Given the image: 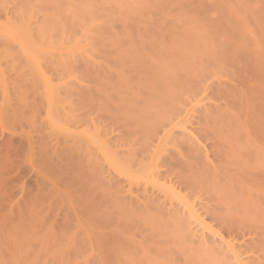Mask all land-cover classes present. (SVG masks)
<instances>
[{
	"label": "rangeland",
	"instance_id": "1",
	"mask_svg": "<svg viewBox=\"0 0 264 264\" xmlns=\"http://www.w3.org/2000/svg\"><path fill=\"white\" fill-rule=\"evenodd\" d=\"M56 1H60L61 3V0ZM2 2L0 4V264H46L45 260H48L47 263H50V254H48L49 258L47 259L46 254L48 252L43 251L41 249V245L40 248L38 247V245L35 246V244L33 243L30 245V248L28 245L27 249H23V247L26 245L25 241L28 239H35V241L41 240L40 237L45 232L49 233L50 231H52L53 234L57 232H61V234L63 232H66V234L63 235H52L51 233H49L53 237H55L58 244L62 245L61 243L64 244V242L62 241L61 237L64 236L63 239L67 241L65 236L67 237L68 234L72 233L73 236L72 238L70 237L71 239L76 236L74 238L76 244L73 241V243H71L70 245L71 249L69 250L72 251L73 249L79 248V245L77 246V244L79 243L76 242L77 240H79V238H77L80 235L79 230L81 231L80 238L85 234L83 238H81L82 241L86 240L88 243L90 242V246L89 244L87 245L89 249L92 245V249H90V251L86 250L85 252L84 247H87V245L83 246V242L81 243L79 241L81 245L80 248H83L81 249V251L83 250L82 253H79V248L77 250L79 251V257H77V255L73 256V253H75L76 251L71 252L68 250V253H65L67 254L65 255L67 257V260L64 261V264H73L72 262L74 260V264H98V256H100L99 259L102 261V259L105 258L103 257V252H108L109 250L105 251L104 249L99 248V246L96 247V243H98V241L100 242L102 240L101 237L103 236L104 241L105 236L106 239L109 240L111 236H114L115 234L116 235L112 237V239L120 237L119 239L124 241V238L126 236L130 239L132 238V241L126 239L127 242H131L130 244L134 243L135 245H139L140 247L141 245H143V255L148 257L150 259L149 261L151 262H158L156 264H172L173 262L175 264H203V260L198 263L199 261L194 258L195 252H193L196 248L199 249L198 245H201L203 243L204 246H207L206 248H208V246L213 247V245L219 247L225 255L224 258L227 257L230 264H237L238 262V264H241L242 262V264L254 263L252 258L254 259L255 255L250 251L251 243L253 242V240H255L254 236L249 235L245 232L243 233V235L245 236L242 235V232H240L239 236V232L233 233L231 232L232 230L229 231L228 229L226 231L224 227L219 225L218 222L213 219L211 213L206 212L207 207L209 208L208 205L210 204H207L206 202L203 203L202 200L199 201V198V200H197V198H195L197 195L194 196V193L190 192L187 189H184L182 186H179V184L170 187V184H175V182L177 183V180L168 173L167 174L169 177L166 176L167 174L165 173V170L167 168L166 166H164L166 164L164 163V161L166 159L170 160L172 156H174V154H177L181 151L180 148L177 147V143L183 139L186 140V137L181 135L183 133V129L178 128L175 131L173 130L174 134L172 136L161 141L160 139H162L164 136L162 130V135L159 134V136L155 138L156 141L154 139L151 141L154 143L148 141L146 142V144H142L143 146L138 145L137 142H134L133 139V141L130 139L127 142V139L122 137V130L117 128L118 126L108 124L110 122H106L105 118L104 120L101 117L99 118L98 116L100 115L97 116L99 112L97 113L96 111V113L94 114L95 109H93V113L88 112L89 108H85L87 109V111H80V108L77 104L80 97H76L74 96V94L78 91V89H82V93H84L85 91L86 95L88 94V91L90 95V89L95 90V87L96 90H103L102 87L106 89L105 87H107L108 85L102 86L100 88V84L99 87H97L98 84L95 83V81L98 79L97 81L99 82V80H102L106 75L108 76L107 78H104L105 81L106 79L110 81V79L112 78L114 80L115 77H112V75L116 74L117 76V73L119 71L123 73L122 70L117 69L119 68L118 66L116 68L115 65L112 66L113 64L108 65L111 64L109 63V61L108 63H106L107 61L105 62V60L110 59V62L114 63L115 60L113 55L109 57V55L107 56V54L109 53L106 54L103 51L105 48L107 49V47H109L107 45L109 43H106L105 47V45H103V43L105 42L102 43L100 41L101 38H109L107 36V33L110 31L115 34L116 32L119 34L122 32V30H124L123 32L126 31L128 36L130 35L131 37H133L134 35L138 36V34H140L139 36H142L141 38L143 40L147 42H156L165 38H170L171 36L180 37L188 28L199 27L204 31V36L208 39V41L211 42L219 51H225L228 45L233 44L236 41L238 46V54H240L241 51H245V54L248 52L247 56L251 55L249 57L251 60H261V58L264 57V0H125L123 6L118 8L105 5L103 0H77L71 3L68 0H62L63 5L66 6V8H70V12L66 14V16L69 18V21L67 23H59V19L55 15V10L51 9V7L49 6H46L47 0H3ZM81 9H86L87 11H85V13H82L80 11ZM54 15L56 17L54 19L56 20L53 19ZM247 29L249 30L248 34L245 32L248 31ZM241 37L242 39H244L242 40ZM99 42L102 43V46L104 48L100 46ZM107 51L108 50H106V52ZM105 54L109 58L104 56ZM257 55L259 57H257ZM262 60H264V58H262ZM68 63L71 64V67L67 65ZM105 64H107V66ZM104 65L106 68L108 66L110 67H108L110 69L108 71L110 72V74L112 71L111 75L106 71L107 69L104 68ZM205 65L206 67L202 74V78H200L201 81L199 82V84L195 85L194 88L193 85L192 90H189V92L183 96L182 100L178 104V114H180L179 116H181L178 119H180V121L181 119L185 120L183 116L185 117V115H187V112H192L190 114L191 119L189 118V120L195 122L199 117L202 116L203 112H205V109H203L202 107L207 109L209 108L210 103L211 105H218L219 103H221L218 102V100H221L222 94H219L220 92L219 90H217V87L218 85L220 86V84H223L221 86H223L225 89H231L236 93L237 100L240 102L238 103L241 104L242 107L252 104L247 101L248 99H246L248 96L250 97V95H248V91L249 89H251V87H254V90L258 89L259 93H262V95L264 96V88L261 87V89H259L260 87L257 86L259 88L256 89L255 85L258 84L256 82L252 83L253 81L250 77L253 76V74L245 70L243 62L237 65L231 64L230 66H227L228 64L225 65L221 63V66H219L214 62L208 61ZM83 67H86V70ZM114 67L117 71L114 69ZM101 68H103L104 70ZM111 68H113L114 70ZM240 68H242L243 70H241ZM225 69L227 72L225 71ZM91 70H93L94 73ZM96 70H98V73ZM83 73L87 75L85 76ZM99 73L106 75L103 77ZM96 76L98 78L95 80ZM100 76L101 78H103L100 79ZM126 76L128 77L131 75L126 74ZM208 78L210 79L207 80ZM209 86L211 87L208 88ZM64 90H66V92ZM261 90L262 92H260ZM71 92L73 96L71 95ZM77 93H81V90ZM76 95L78 96V94ZM95 95H97V93ZM262 95H260L261 99ZM92 97L93 96L91 95V98ZM199 100L202 101H200V105H195L197 103L196 101L199 102ZM194 105L197 108L195 107L193 109ZM192 109L196 112L189 111ZM83 111H86L89 114L83 120L81 119L82 122L80 120L78 122L76 115H80ZM241 115L242 114L238 116L237 114H234V116L239 119V122H241L240 124L244 125V122L247 123L249 118L247 116L241 117ZM178 119H176V121L174 120V123L172 122V125L169 124L170 126L167 124V126H169L168 128H174L173 125L178 124ZM101 120L103 122H101ZM97 121L100 122L98 123ZM76 122H78V124ZM184 127H187V131L193 132L192 127L194 126L191 127L190 123L189 125L186 123ZM262 127L264 128V126ZM167 129H165V131H167ZM116 130L120 133H117ZM185 130L186 129H184V131ZM112 131L113 134L110 135ZM249 131L252 130L249 129ZM108 135H110V137ZM158 139L162 142H160V145L163 144L162 146H160V149L162 151L160 150L159 154L155 151H159V149H154L157 145L155 143H159ZM115 141L116 143L114 144ZM124 142L126 143L124 144ZM133 143H135L136 146H134ZM74 145L76 146V150H73L77 151L78 149V152L73 153V150H71ZM116 145L120 147V149H118ZM124 145H127L128 148L124 147ZM42 147H44L45 150H42ZM150 147H154L152 148L153 150L150 149ZM136 148H140L141 150L139 149L137 152ZM68 150H70L71 152L68 153ZM128 150H131L132 152ZM134 150H136V152ZM104 151L107 153V156L105 155V157L103 155V153L105 154ZM123 151L124 153H122ZM46 152L49 154H47ZM60 152L62 154L61 158ZM65 152L68 154L72 153L71 158L74 156L75 159H70V156L68 154L66 155ZM133 153L137 155H134ZM151 153L157 154L155 156ZM57 154L59 157L57 156ZM63 155L68 156L69 159L67 158V161H65L64 158L62 161V158L65 157ZM125 156L126 158H124ZM129 156L131 157V159H133L131 160ZM148 157H150V159H148ZM105 158L107 159V161L104 160ZM75 160L77 164L78 161L80 163L82 162L78 165L84 171L85 166L88 167L87 164L91 163V161L95 162L96 160L97 164L99 162H102L98 165L95 163L97 166L93 162L92 165H95L94 167H98L99 169L101 167L102 171L104 169L102 180L104 179L105 184L106 182H108V184H110L111 182L113 183L111 184V186L109 185L107 187L110 189L112 187V192L115 189L114 192L116 195L119 191L118 195L121 198H119L118 195L116 196L113 193L111 194L116 196L114 198L118 197L117 203L122 201L121 203L123 204V206L127 205L125 208H129L128 206H131L132 204L136 205V203L140 205L138 206V208H141V204L147 203L148 205L151 202L150 205L153 204L154 206L156 204V207L159 205V207H161V210L163 209L165 213L167 212L169 213V215H176L178 213L177 216H180V219L183 218V221H181L182 223H185L184 225H186H183L182 229H186L187 227L186 231L188 230V232L186 233L190 235L188 236L185 234V237L189 238L187 240L185 238V243L188 241V244L186 243L187 247H184L185 249L182 248L183 250L181 251L179 250L182 246L180 248L177 247L178 251L177 248L174 247V251L176 253L172 252L171 254H162V257L161 252H167L166 248H163L164 244H160V238H155V240L158 241L159 239L160 241L158 244L159 246L157 247L158 249L155 247L157 244L154 243L155 241L153 242V237H151V239L149 236L152 234H150V232H152L150 231L151 226L148 228L150 232H148V229H146L147 232H145L144 229L146 228V224H144V222L142 221L135 220V223L136 221L138 222V224H141L142 222L144 224L143 226L145 227H141L137 223L136 225L139 226V228L135 225V223H131V225L134 224V230L131 225V227H129L128 225V227L126 228L124 226L122 228L118 227V225L122 223L117 218L118 216H116V218H113L116 214L112 212L114 214L112 215V217L109 214L111 213V210H115L114 205H118L117 203L113 204L114 200H112L113 202L111 203V198H107V203L105 202L102 204L105 205L110 202V204H113L111 205L113 208L109 207L111 210L108 208L106 209L109 204L105 205L106 207L101 205V207H104L101 209L106 211V213L102 212L103 210L101 211L102 214H105L102 217L104 218V216L108 214L111 218L109 216H106L105 218L109 220V222L117 220L119 221V224L116 223V226L111 223V225L106 224L107 220L105 221V218L103 219L101 217L99 220V217H96V220L94 216V221H97H95V223L93 221V218L88 217L89 215L87 216V214L89 213L82 210L87 207L85 206V204L84 206H80L81 204H78L77 199H70L72 197L75 198L74 195L76 194L79 199L80 196L78 195H81L83 193L81 184H79L78 186L77 183H75L76 186L81 188L82 193L78 187L72 189L75 185L73 182L71 183L72 179H74L76 176L78 177V175H80L81 173H84V171H79L81 173H77L78 171L76 173L74 172L75 169H72V166L73 164H75ZM70 162H72L71 168H69ZM108 163L111 164L109 165ZM66 165L68 166L65 167ZM82 165L84 166L83 168ZM92 165H89V168L86 169L87 172L93 170V168H90L92 167ZM69 170L72 171V173ZM58 171L62 175H60ZM106 171H108V173ZM73 172L75 173L74 175ZM158 172H162V175L159 176ZM62 178H65V183ZM67 178L71 179L68 183L72 184V188H70L71 185H66L67 181L69 180H67ZM170 180L171 183L169 182ZM53 181L57 182V184H55ZM57 185H59L60 188ZM56 186L59 189L68 187V190L63 189V191H66V193L63 194V191L58 190ZM75 189L80 193L78 194L76 192V194L73 195V193H75ZM55 190L62 194L61 197L57 195V198L60 197V199H62L63 201H65L67 198L68 200L70 199V202L68 203L69 205L73 204L74 207L71 206L73 209H70L71 207L69 205H66V203L64 202L63 205H66V207H64L63 205L60 206L64 207V209H61L59 205H56L61 203L56 201L57 198L55 199ZM97 191L101 192L103 191V189L99 188V190ZM67 192H69L70 194ZM103 198L99 199L100 202L98 201L99 207L101 201L105 200V198ZM119 199L121 201H119ZM35 200L39 201H37L36 203ZM75 201L77 202V204L75 203L77 206L72 203ZM125 202H127V204L124 205ZM38 203L39 207L37 205ZM186 204L187 206L190 205L187 208L191 207L194 210L196 208V212H198V215H195V213L193 214V217H191L190 214L193 213V210H189L190 208L185 209ZM135 205H132L133 207L131 208H137L135 207ZM143 205V207H145V204ZM192 205H194V207H192ZM202 206L204 207L201 208ZM29 207H35L37 209V213L40 212L38 216H41V218H44V220L46 216V219L48 221H43V219L38 216L37 218L35 215L36 209H31ZM77 207H79V209ZM117 208L118 207L116 206V209ZM42 210H44V213L41 212ZM108 210H110V212ZM116 211L117 210H115V212ZM187 211H191V213L188 212V214H186ZM13 212H15V217L13 216ZM19 212H23L22 214H28L27 217H29V215H32L31 217L33 220H29L30 218H26L28 219V222L30 221L29 223H27L26 219L24 218H21L20 220L18 216H20L21 213L19 214ZM31 212H34V214ZM48 214L49 216L47 217ZM33 215H35V217H33ZM21 216L24 217L23 215ZM119 217L121 216L119 215ZM197 217L198 219H196ZM200 218L202 219L200 220ZM23 219L25 221H22ZM34 219L36 222L34 221ZM69 219L71 220L69 221ZM13 220H15V222H13ZM39 220L43 221V223L40 224H45L41 226L40 224L38 225V223L40 222ZM79 220L81 222L84 221L83 223L85 225H82ZM198 220L205 226L201 225ZM71 221L74 222V225ZM16 222H22L20 224H23L24 227H27L31 224H37V229L34 228V231H38V233L36 234L37 236L34 235V237H31L24 233L21 234V231L20 233L15 232L13 228L16 229L17 227H13V223ZM46 222H49L47 223V226H45ZM77 222L80 224H78ZM103 222L104 224H102ZM60 225L62 226L60 227ZM75 225L77 226L76 231L74 230L76 227ZM79 225L80 227L82 226L84 228V231H82L83 228H80ZM15 226H18V224H15ZM219 226H221L222 228ZM85 227L87 230L85 229ZM87 227L91 230H89ZM99 228V231H102L101 233L97 230ZM107 228L109 231L107 230ZM127 228H129L130 230H126ZM21 229L24 230L23 228ZM94 229L97 231H95ZM114 229H116L117 233H115ZM119 229L121 230L120 232ZM142 229L145 233H143ZM16 230L18 231L19 229ZM89 231L92 234L94 233L93 236L95 237L93 238L95 240L98 239L95 242L94 240L92 241L96 245L92 244V239H90L91 237H89L92 235L88 234L90 233ZM122 231L125 233H128L130 231L129 235H132L129 236ZM96 233H100V236H97L98 234ZM118 233L121 235L117 236ZM122 233L125 236H123ZM87 235H89L88 237L90 241L87 240ZM147 235L149 237H147ZM163 237L164 239H166L168 236ZM43 238H45V236H43ZM161 239L163 240L162 237ZM165 242L166 241H164V243ZM65 243L67 244V242ZM226 244L235 247L234 251H232V247L228 248L229 245L227 246ZM94 246L96 249L94 248ZM168 246L170 247L171 245H165V247ZM72 247L74 248L72 249ZM133 247L135 248V246ZM201 247L203 246L201 245ZM193 248L195 249L192 250ZM206 248L204 247V249ZM99 249H101L100 252L102 251L103 255L100 252L99 255ZM136 250L138 251V249ZM137 251L136 253L133 251L135 255L139 253H137ZM70 252L72 253V256L69 254ZM234 252L236 254L238 253V259L236 258ZM108 254V261L106 259L107 255L105 260L109 263L110 251L108 252ZM70 257L75 258L71 259ZM96 260L98 261L95 262ZM101 261L99 262V264L101 263ZM112 261L114 264V260ZM112 261L110 262L111 264ZM52 262L54 264V261ZM52 262L50 264H52ZM56 262L55 264H59V262ZM102 262V264L106 263L104 261ZM116 263L120 264L119 262Z\"/></svg>",
	"mask_w": 264,
	"mask_h": 264
},
{
	"label": "bare ground",
	"instance_id": "2",
	"mask_svg": "<svg viewBox=\"0 0 264 264\" xmlns=\"http://www.w3.org/2000/svg\"><path fill=\"white\" fill-rule=\"evenodd\" d=\"M2 1L3 0H0V4ZM27 1H29V0H27ZM68 1H70V3H71V2H75L77 0H68ZM103 1H104V4L109 6V7L118 8V7L123 6L125 0H103ZM59 4H61V5H59ZM46 6H49V7H51V9L55 10V12H56L55 15L59 19L58 20L59 23H61V22L67 23L69 21V18L66 16V14L68 12H70V8H68V7L66 8V6L63 5L62 0H61V3H60V1L58 2L56 0H47ZM80 11L82 13H85V11H87V10L81 9ZM55 15L53 16V19L56 18ZM54 20H56V19H54ZM244 30H246V29H244ZM123 31L124 30H122V32L119 34L117 32L115 34L112 31H110L107 33V36L109 38H103V39L101 38V40H100L102 43L105 42V43H103V45H105V47H106V43H109V44H107L109 47H107V49L105 48L103 51L106 54L109 53V54H107V56L109 55V57H110L113 55V57L115 58L114 63L110 62V59L105 60V62L107 61L106 63H108V61H109V63H111V64H108V65L113 64L112 66L115 65L116 68L118 66L119 68H117V69L122 70L123 73H121V71L118 70L121 73L120 74L118 72L120 74L119 75L116 72L117 71L116 68L114 67V69L116 70L115 72L117 73V76L119 75L118 77L116 76V74H114L115 76L112 75V77H115L114 80L111 77L112 79H110V81H108L106 79V81H107L106 82L104 80V78H107L108 75L100 74V73L99 74L103 77L106 75L104 78L102 77L103 79L100 76V79L104 80L105 82L102 80H99V82H98L97 81L98 77L97 76L95 77V80L97 79L96 80L97 82L95 81V83L98 84L97 87H99V84H100V88L102 86L108 85L107 87H105L106 89H104V87H102L103 90H100V89L96 90V87L94 86L95 90L90 89V93H91L90 95H89V91L87 92L88 93L87 95H86L85 91H84V93H82V89H78V91H77V92H79L81 90V93H77V92L75 93L74 92L75 93L74 96L80 97V99H78V103H77L78 107L80 108L79 110L80 111H82V110L87 111V109H85V108H89L88 112L93 113V109H95L94 114L96 113V111H97V113L99 112L97 114V116L100 115V116H98L99 118L101 117L103 120L105 118L106 122H110L108 124H111L113 126H118L117 128L122 130L121 131L122 137L127 139L126 140L127 142H128V140L133 139L134 142L136 141L137 144L140 146L144 143L146 144V142H148V141L151 142L153 139L155 140V138L157 136H159V134L162 135V132L164 134L163 138L164 137L165 138L160 139L161 141L172 136L176 129H178V128L183 129V133L181 135L186 137V140L183 139L177 143V147L180 148L181 151L178 152L177 154H174V156H172L171 159L169 158L170 160L166 159L164 161V163H166L164 166H166V168H167L165 170V173L170 174L171 176H173V178H175L177 180V183L175 182V184L171 183V180L169 181L171 184L170 183H168V184H170V187H173V185L175 186L176 184H179V186H182L184 189H187L190 192L194 193L195 194L194 196L197 195L195 197V198H197V200L200 199L199 201L202 200L203 203L206 202L207 204H210V205H208L209 208L207 207L206 212L211 213V215L213 216V219L215 221H217L219 225L224 227V229H226V231L228 229L229 231L232 230L231 232H233V233L239 232V236H240V232H242V235L245 232V233H248L249 235L254 236L255 240H253V242L251 243V249H250L251 253H253L255 255L254 259L252 258V260L254 261V263H252V264H264V128L262 127V126H264V100H263L264 96L262 95V93L260 94L258 89H257L259 87H260L259 89H261V87L264 88V60H262V58H264V57L261 58V60H262V62H261L260 59H257L255 61L251 60L249 58L251 55L247 56L248 52L245 54V51L244 52L241 51L240 54H238L237 53L238 46H237L236 41L233 44L228 45L226 47L225 51H219L211 42L208 41V39L204 36V31L199 27L198 28H195V27L188 28L184 32V34L180 37L171 36L170 38H165V39H162V40H159L156 42H147L141 38L142 36L141 37L139 36L140 34H138V36L134 35L133 37H131L129 35L130 36V38H129L127 32L126 31L123 32ZM245 32L248 34L249 30L245 31ZM242 37H244V36H242ZM242 37H241V39H242ZM106 39H108V40H106ZM102 43L99 42L100 46L102 48H104L102 46ZM106 50H108L109 52L108 51L106 52ZM106 54L104 56H106ZM259 55H260V52H259ZM109 57H107V58H109ZM257 57H259V56L257 55ZM208 61L214 62L219 66H221V63L225 64V65L228 64L227 66H230L231 64L237 65V64H240L243 62V66H244L245 70L247 72H250L253 74V76L250 77L251 80L253 81L252 83L256 82L258 84V85L254 84L257 90H254V87H251V89H249V91H248V95H250V97L248 96L246 99H248L247 101H249V103H252V104L247 105L245 107H242V105L239 104L240 102L237 100L236 93L233 92L231 89H225L223 86H221L223 84H220V86L218 85L217 90H219V92H220L219 94H222L221 100L220 99L218 100V102H221V103H219V104L217 103L218 105H216V104L211 105V103H210L209 108H207V109L202 107L203 109H205V112H203L202 116L199 117L195 122H193V121L189 120L190 114L192 113L191 111H193V109L196 107L195 105H197V104L200 105L201 100H199V102L196 101L197 103L195 102L196 104L194 105L193 109L189 110L191 113H189V112L186 113V111H185V113L187 115H185V117L182 115L183 118H185V120L181 119V121H180V119H178L181 117V116H179L180 114H178V108H179L178 104L182 100L183 96L186 95L189 92V90H192L193 85H194L193 86V88H194L195 85L199 84V82L201 81L200 78H202V74H203L205 67H206L205 64ZM67 65H69L71 67V64L68 63ZM84 65H85V63H84ZM105 65L107 66V64H105ZM105 65H104V68H106ZM88 67H89V65H88ZM108 67L106 68L107 72H109L108 70H110L109 69L110 67L109 68ZM83 68H85V70H86V67H83ZM101 69H103V68H101ZM111 69H113V68H111ZM240 69L243 70L242 68H240ZM93 70H91V71L93 72ZM96 71L98 73V70H96ZM225 71H226V69H225ZM109 74H110V72H109ZM111 74H112V71H111ZM126 74H130L131 76L127 77ZM209 79L210 78H208L207 80H209ZM207 80H206V82H207ZM225 84H226V82H225ZM224 86H226V85H224ZM257 86H259V87H257ZM210 87L211 86H209L208 88H210ZM84 90H86V89H84ZM91 90L94 93H92ZM64 91L66 92V90H64ZM260 92H262V90ZM96 93H97V95H95ZM76 94H78V96ZM110 94H112V95H110ZM263 94H264V92H263ZM71 95H72V92H71ZM91 95L93 96L92 98H91ZM260 95H262V99L260 98ZM68 97H69V95H68ZM246 99H245V101H246ZM238 105H239V107H238ZM201 106H202V104H201ZM79 110H78V112H79ZM89 110H91V111H89ZM86 111L85 112L83 111L80 115L79 114L76 115L78 122H79V120L82 122V120L87 117V115L89 113ZM193 112H196V111L194 110ZM179 113H181V112H179ZM234 114H237L238 116H240V114H242L241 117L247 116L249 119H248L247 123L244 122V125L243 124L241 125L240 124L241 122H239V119L236 116H234ZM99 118H97V119H99ZM176 119L179 120V122L177 121L178 124L173 125L174 128H168L170 125H172L174 123V120L176 121ZM192 120H193V118H192ZM87 121H88V119H87ZM78 122H76V123L78 124ZM81 122H80V125H81ZM83 122H86V121H83ZM97 122H95V123H97ZM101 122H103V121L101 120ZM186 123L188 125L190 123L191 127L194 126V127H192V130L194 133L192 131H187L188 130L187 127H184ZM88 124H90V123H88ZM167 124L168 125L170 124V125L167 126ZM93 125H91V126H93ZM107 128H108V126H107ZM111 129H112V127H111ZM165 129H167V131H165ZM184 129H186V130L184 131ZM249 129H251L252 131H249ZM85 131H86V129H85ZM164 131H165V133H164ZM116 132H117V130H116ZM117 133H120V132L118 131ZM112 134H113V131L111 132L110 135H112ZM110 135H108V136L110 137ZM125 139H124V141H125ZM160 140H159V143L158 142L155 143V144H157L156 145L157 147L156 146H155V148L152 147L154 149H156V148L159 149V151L155 150L158 154L161 150L160 146L163 145V144L160 145V142H161ZM120 142H118V143H120ZM115 143H116V141L114 142V144ZM125 143L126 142H124V144ZM151 143H154V142H151ZM121 145H122V143H121ZM133 145L136 146L135 143H133ZM153 146H154V144H153ZM75 147L76 146L74 145V147H72V149L70 147L69 148L71 150H73V149L76 150ZM124 147L128 148L127 145H124ZM42 148H43L42 150H45L44 147H42ZM152 148L150 147V149H152ZM66 149H68V148H66ZM118 149H120V147H118ZM139 149L136 148L137 152ZM75 150H73V153L78 152V149H77V151H75ZM136 150H134V151L136 152ZM128 151H131V150H128ZM69 152H71V151L68 150V153ZM68 153L65 152L66 155ZM80 153H81V151H80ZM122 153H124V151ZM47 154H49V153H47ZM60 154H61V152H60ZM151 154L156 156V154H154V153H151ZM68 155L70 156L69 157L70 159H72V160L75 159L74 156L71 158L72 153L68 154ZM103 155L105 157V155L107 156V153L105 152V154L103 153ZM134 155H137V154H134ZM57 156H58V154H57ZM63 156H65V155H63ZM75 156H76V154H75ZM61 157H62V154L60 155V158ZM150 157H148V159H150ZM64 158H65V161H67L66 159L68 158V156L63 157L62 161ZM106 158L104 159L105 161H107ZM124 158H126V156ZM81 159H82V157H81ZM130 159H131V157H130ZM78 160H79V158H78ZM74 162H75V164H73L72 169L73 168L75 169V171L73 170L75 173L77 171H78L77 173H81L82 171H84L78 165L80 163L79 161H78V164L76 163V160ZM93 162L91 161V163L87 164L88 167L85 166L84 173H81L80 175H78V177L76 176L77 178L75 177L71 181V183L72 182L74 184L77 183L78 186H79V184H81L82 189H83V193H82L81 188L76 186V184L73 187L72 184L68 183L71 180L69 178H67V180L68 179L69 180L67 181L66 185L67 184L71 185L70 188L73 187L72 189L77 188V187L80 189L82 194L78 195V196H80L79 199H78L77 194H76V192H77L76 189L74 190L75 193H73V195L76 194V195H74L75 198L72 197L70 199L71 200L77 199L78 204L79 205L81 204L80 206H84V204H85V206H87V207H85V208L83 207L84 209H82V207H81V209L84 211H87L89 213V214H87V212H86L87 216L89 215L88 217L93 218V221H94V219L96 217L97 218L99 217L98 219L100 220V218L103 215H105L104 213L103 214L101 213V211L103 210L101 208H104V207H101V205H103L102 203H105V202L107 203V200H106L107 198H111V201L109 200L111 203L113 202L112 200H114L113 204H115L118 202L117 198L118 197L121 198V197L118 195L119 194V191H118V194H117L118 197L114 198L117 196L114 192L115 189L112 192L113 188L111 187V189H110L107 187L109 185L111 186V184H113V183L109 182L110 184H108V182H106L107 185L104 183V179L102 180V176L104 175L103 174L104 169L102 171L101 167H100V169L98 167H94L97 164V162L95 160L94 164L95 163L96 164L92 165ZM71 163L72 162H70V164H69V166H70L69 168H71V165H72ZM99 163H102V162H99ZM48 164H49V162H48ZM89 165L90 166L92 165V167H90V168H93V170L90 171L92 173H90L89 171H88L89 172L88 173L86 171V169L89 168ZM67 166L68 165H66L65 167H67ZM83 167L84 166L82 165V168ZM107 168H108V166H107ZM72 169H70V170H72ZM79 171H81V172H79ZM70 172L72 173V171H70ZM74 172H73V175L75 174ZM106 172L108 173V171H106ZM58 173H59V171H58ZM107 173H105V174H107ZM163 174H164V171H163ZM168 174L166 176H168ZM60 175H62V174H60ZM158 175L161 176L162 172H158ZM63 180L65 183L66 182L65 178ZM60 181H61V179H60ZM39 182H41V181H39ZM53 182L55 184H57V182H55V181H53ZM61 185H63V184H61ZM57 186H59V185H57ZM57 186H56V188H58ZM118 186H120V185H118ZM59 188H60V186H59ZM59 188H58V190H62V191H63V189L68 190V187L61 188V189H59ZM99 188H102L103 191L98 192L97 190H99ZM168 188H169V186H168ZM23 189H24V186H23ZM174 189H175V187H174ZM117 190H116V192H117ZM69 192H67V193H69ZM55 193H56L55 199L57 198V195H59L60 197L62 195L56 190H55ZM65 193H66V191H63V194H65ZM77 193L79 194L80 192H77ZM99 193H100V195H99ZM111 193H113L116 196H114ZM32 197H34V196H32ZM42 197H45V196H42ZM42 197H41V199H42ZM51 197H53V196H51ZM60 197H58L56 201L61 203V204H56V205H59V207H60L63 205V202L66 203V205H69L68 202H70V199L68 200V198H67L66 199L67 202H66V200L63 201L62 199H60ZM103 197L105 198V200H103L104 202L101 201V204L99 207V205H98V203L100 202L99 199H101ZM115 199H116V202H115ZM135 199H136V197H135ZM39 200H37V201H39ZM37 201H36V203H37ZM119 201H121V200L119 199ZM77 202L75 201L72 203H74V205H76ZM110 202L108 203L109 204L108 207L105 206L108 204H105L103 206H105L106 209L107 208L110 209L109 207H112L111 205H113V204H110ZM121 202L117 203L118 205H114V207H115L114 209L117 211L115 212V210L112 211L110 209L111 213H109V214L112 217V215H114L113 213H115L116 215L113 218H116V216H118L117 218L122 223H120V225H118L119 221H117V220H116L117 222L116 221H112V222L110 221L109 222V220H107L105 218L106 216L107 217L109 216L107 214L106 216H104L105 219L102 217L105 221L107 220L108 223L106 222V224L111 223V224L115 225L116 223H118L117 225L120 228H122L123 226L126 228L129 225V227L132 226L133 230H134V224L131 225V223H135V220H138V221H142V222H144V224H146L145 225L146 228L145 229L143 228L145 230V232H147L146 229H148L151 226L150 231H152V232H150L149 229H148V232H150V234L152 233L151 234L152 236L151 235H149V236H150V238L153 237V239H154L153 242L155 241L154 243L157 244L155 247L157 248L159 246L158 245L159 242L161 241L162 243L160 242V244H164L163 248H166L167 252H161V256H162V254L165 255V254H171L172 252L174 253L175 252L174 247L180 248L182 246L179 251H181L187 247L188 241L186 242L187 244L185 243V241L189 238L185 237V234L188 235L186 233V232H188V230L186 231L187 227H186V229L185 228L182 229L183 225L185 223H182L183 218L180 219V216L179 217L177 216L178 213L176 215H171V214L169 215V213L166 212L167 213V215H166L165 211L163 209H162L163 210L162 211L161 207H159V205L156 207L155 206L156 204L154 203L155 204L154 205L155 208H154L153 204L150 205L151 202L148 205H147V203L142 202L143 204H145V207H143L144 205L141 204V208L140 207L138 208V206H140V205H138V203H136V205L132 204V205H135V207H137V208H131V207H133L132 205L131 206L129 205L128 206L129 208H125L127 205L123 206V204ZM195 202H196V199H195ZM18 204H19V202H18ZM125 204H127V202H125L124 205ZM199 204H201V203H199ZM32 205H35V204H32ZM37 205L39 207V203ZM66 205H63V206L66 207ZM119 205H120V207H119ZM194 205H192V207H194ZM69 206L71 207V206H73V204H71ZM116 206L119 209L118 208L116 209ZM188 206H190V205H188ZM188 206L186 204L185 209L190 208L189 210H193V213H191V211H187L186 214H188V212H190L191 217H193V214H195V213H196L195 215H198V212H196V208L194 210L191 207L187 208ZM64 207H60V208L64 209ZM79 207H77V208L79 209ZM203 207L204 206H202L201 208H203ZM29 208H31V207H29ZM32 208L36 209L35 207H32ZM99 208H100V210H99ZM70 209H73V208L71 207ZM13 210H14V208H13ZM110 210H108V211L110 212ZM31 211H33V210H31ZM43 211L44 210H42L41 212L44 213ZM77 212H79V211H77ZM102 212L106 213L105 210H103ZM117 212H118V215H117ZM168 212H169V210H168ZM13 213H14L13 214V216H14L15 212H13ZM22 213L23 212H19L20 216L21 215L24 216V217L18 216L20 218V220H21V218H24V219L30 218L29 220H33L31 217L32 215H29V217H27L28 214L24 213V214H26V215H24ZM31 213L34 214V212H31ZM39 213H37V209H36L35 210L36 217L38 216ZM17 214H18V212H17ZM60 214H61V212H60ZM35 215H33V217H35ZM40 215H43V214H40ZM119 215L121 217H119ZM208 215H206V216H208ZM48 216H49V214L47 215V217ZM94 216H95V218H94ZM168 216H169V218H168ZM38 217L41 218V216H38ZM10 218H12V217H10ZM37 218H35V219H37ZM97 218H96V220H97ZM113 218H112V220H113ZM24 219L22 221H25ZM28 219H26L27 223L30 222V221L28 222ZM35 219H34V221H35ZM41 219H43V221L47 220L46 216H45V220H44V218H41ZM196 219H198V217ZM201 219L202 218H200V220ZM52 220H54V219H52ZM70 220L71 219H69V221ZM39 221H37V222H39ZM43 221L41 220L38 223V225L40 223H43ZM101 221H99V222H101ZM13 222H15V220H13ZM50 222H51V220H50ZM83 222H81L82 225L84 224ZM142 222H141V224H138V222L136 221V223L141 227L144 225ZM198 222L201 225H203L199 220H198ZM20 223H22V222L13 223V225H14L13 227H17L16 229H19L17 231L15 228H13V230L15 232L20 233V231H21V234L24 233V234H27L31 237H34V235L37 236L36 234L38 233V231L37 230H36L37 232L34 231V228L37 229L36 228L37 224H35V225L31 224L27 227H24V225L20 224ZM47 223H49V222H46L45 226H47ZM73 223L74 222H72V224ZM136 223H135V225H136ZM15 224H18V226H15ZM44 224H40V226L44 225ZM78 224H80V223H78ZM91 224H92V222H91ZM102 224H104V222ZM147 225H149V226H147ZM201 225H199V226H201ZM52 226H53V224H52ZM61 226L62 225H60V227ZM65 226H66V224H65ZM139 226H137V227L139 228ZM145 226H143V227H145ZM184 226H186V225H184ZM203 226H205V225H203ZM221 226H219V227H221ZM79 227H80V225H79ZM21 228H23L24 230H22ZM80 228H78V229H80ZM90 228H91V226H90ZM90 228H88V229L91 230L92 228L91 229ZM138 228H137V230H138ZM203 228H207V227H203ZM76 229H77V226L75 227L74 230L76 231ZM85 229H86V227H85ZM116 229H114L115 233H117ZM143 229H142V231H143ZM97 230L99 231L100 228ZM97 230H95V231H97ZM107 230H108V228H107ZM126 230H130V229L127 228ZM82 231H84V228ZM120 231L121 230L119 229V232ZM79 232H80L79 234L81 235L80 230H79ZM99 232L101 233L102 231H99ZM140 232H141V230H140ZM145 232L143 231V233H145ZM45 233L42 234V236L40 237L41 240H36L37 243H36L35 239L26 240L25 241L26 245L23 247V249L24 248L27 249L28 245L30 248L31 247L30 245L34 243L35 246L38 245V247H40V248L42 246L41 249L43 251L48 252L46 254V257H47V259L50 257V259H49L50 263L52 261H54V264H55V262L57 261V262H59V264H64V261L67 260V257L65 256L67 254H65V253L66 252L68 253V250L71 249L70 245H71V243H73V241L75 240L74 238L76 236L73 239H71L73 236L72 233L68 234V236H67L68 238L65 236L67 241L65 239H63L64 236H62L61 238H62V241L64 242V244L61 243L62 245H60L57 243V240L52 235H54V234L63 235V234H66V232H63L62 234H61V232H57V233L53 234L52 231H50L49 233H51L52 235L49 234L48 232H45ZM85 233H86V231H85ZM100 233L99 234L96 233V234H98L97 236H100ZM123 233H125V232H123ZM123 233H122V235H123ZM129 233H130V231L128 233H125V234L129 235ZM88 234L92 235V236L87 235V237L88 236L91 237L90 238V239H92L91 242L93 240H94V242L96 240H98V239L95 240L93 238V237H95V236H93L94 233L92 234L90 232ZM106 234H107V231H106ZM80 235H79V237H77V238H79V240H77V238H76V240H77L76 242L79 243V244H77V246L79 245V248L81 246L80 242L81 243L83 242L82 243L83 246L90 243V242L88 243L86 240L82 241L81 238H83V236L85 234L81 238H80ZM120 235L121 234L118 233L117 236H120ZM131 235H129V236H131ZM142 235H144V234H142ZM43 236H45V238H43ZM114 236H111V238L109 237L110 238L109 240H107L106 236H105L104 241H103V237H104L103 236V237H101V239H102L101 241H103V242L98 241L99 244L96 243L97 244L96 247L99 246V248L104 249L105 251L106 250L110 251V258H109L110 262L112 260H114V264L116 262H119L120 264H121V262H122V264H156V263H158V262L155 263V262L149 261L150 259L143 255V253H142V250H143L142 246L143 245H141V247H140L139 245H135L134 243L130 244L131 242L130 243L127 242L126 239H129L130 241H132V238L130 239L129 237H126L125 235H123V236H125V238L124 237L123 238L126 240V241L125 240L123 241V240L119 239L120 237L112 239V237H114ZM149 236L147 235V237H149ZM163 236H165V237L168 236L167 238L169 240L167 238H166L167 240L164 239ZM188 236H190V235H188ZM237 236H238V234H237ZM243 236H245V235H243ZM89 237L87 238V240L90 241ZM161 237L163 238V240L161 239ZM84 238H86V237H84ZM144 238H145V236H144ZM150 238H149V240H150ZM155 238H160V241H159V239H158V241L155 240ZM185 238H186V240H185ZM68 239H71V240H68ZM164 241H166V242L164 243ZM167 241L168 242L170 241V242L168 243ZM65 242H67V244ZM94 242H92L93 245L95 244ZM74 243H75V241H74ZM90 244H89V246H90ZM203 244H201L203 247H201V245L197 244L199 249H197V248L192 249V250L195 249L193 251V252H195L194 258L197 261H199L198 263H200L201 260H203L202 261L203 264H230L227 257L224 258L225 255L223 254V252L220 250L219 247L213 245V247L208 246V248H206L207 246L206 245L204 246ZM153 245H155V244H153ZM165 245L166 246L171 245L172 247L168 246L169 247L168 248V247H165ZM133 246H135V248L137 246L136 249H138V251ZM91 247H92V245H91ZM91 247H90V249H92ZM204 247L206 249H204ZM229 247H232L233 248L232 251H234L235 247H233L231 245H229L228 248ZM249 247H250V245H249ZM73 248L74 247H72V249ZM79 248L73 249L72 251L69 250V251H71V252L76 251L77 253L76 252L73 253V256L77 255V257H79V253H82V251H83V250L81 251V249H83L82 247L80 249ZM94 248H95V246H94ZM78 249L80 250V252L77 251ZM84 249H85L84 250L85 252H86V250L90 251V249L88 248V245H87V247L85 246ZM101 249H99L98 253L100 252ZM132 250L135 253H136V251H137V253L138 252L139 253L135 255ZM177 251H178V248H177ZM71 252L69 253L70 255L72 254ZM106 252H103V254H104L103 257L106 258V255H107L106 259L108 261L109 254H108V252L107 253ZM100 253L102 254V251ZM100 253H99V255H100ZM105 253H106V255H105ZM158 253H160V252H158ZM48 254H50L49 257H48ZM69 254H68V256H69ZM237 254L235 253L236 258L238 257ZM82 255H84V254H82ZM72 258H75V257H72ZM99 258H100V256H98V260L100 262L101 260ZM105 258L102 259V261L106 262ZM98 260H96L95 262H97ZM45 261H46V264H50V263H47L48 260H45ZM74 261L73 262L71 261V262L74 264ZM102 261L100 264L103 263ZM153 261H156V260H153ZM99 262H98V264H99ZM110 262L109 263L106 262V263L111 264ZM11 264H14V263H11ZM52 264H53V262H52ZM112 264H113V261H112ZM116 264H118V263H116Z\"/></svg>",
	"mask_w": 264,
	"mask_h": 264
}]
</instances>
